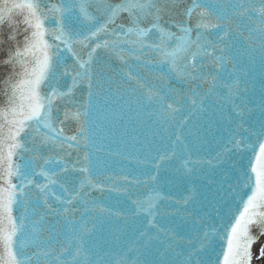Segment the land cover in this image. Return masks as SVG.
I'll list each match as a JSON object with an SVG mask.
<instances>
[{"label":"snow or ice","instance_id":"snow-or-ice-1","mask_svg":"<svg viewBox=\"0 0 264 264\" xmlns=\"http://www.w3.org/2000/svg\"><path fill=\"white\" fill-rule=\"evenodd\" d=\"M5 24L0 264H249L264 225V0H0ZM157 66L160 84L136 70ZM130 147L139 173L109 174L99 154ZM194 174L207 193L189 211ZM105 219L122 225L110 241Z\"/></svg>","mask_w":264,"mask_h":264},{"label":"water","instance_id":"water-1","mask_svg":"<svg viewBox=\"0 0 264 264\" xmlns=\"http://www.w3.org/2000/svg\"><path fill=\"white\" fill-rule=\"evenodd\" d=\"M113 3H118L119 0H112ZM190 2V0H188ZM214 2L217 3H227L228 0H214ZM185 7V4H180L179 7L176 9L177 13H179L183 8ZM122 19H126V14H122ZM176 20L183 19V16L181 15H176L174 17ZM168 17H165V20H167ZM120 21H118L119 23ZM145 26H147V22L145 23ZM175 31V29H173ZM11 32L10 27L5 24L3 26H0V104H3L4 102V96H3V81L7 75H9L12 71L11 65H6L3 63V61L6 59L8 56L9 51L14 49L16 41L10 40L9 39V34ZM195 36V33H193V37ZM22 37L20 35L17 36V41L20 40ZM101 56H104L103 52H100ZM71 63V61H68ZM112 66L115 68H119L120 65L116 63L115 61L112 62ZM144 78L152 84H160L161 81L158 79H155V76L162 71V69L157 66L156 68L151 70V73L149 72L148 69H141L137 67L136 69ZM166 70V69H164ZM259 71V61H257V72ZM63 83V82H62ZM165 85H167L169 82L165 81ZM171 84L173 86L179 87L177 82L175 80L171 81ZM206 87V86H205ZM47 90V89H45ZM197 124V120L194 118L192 123L189 125V127H192L193 125ZM77 127V124L75 121H68L65 125L66 129V134H72L74 133L75 129ZM160 147V144L157 142L153 145V148ZM116 150V146H113V151ZM129 152H132V157L130 159H123L122 157L119 156H107L106 153H100V159L102 162H105L106 164L110 165L108 169V173L113 175L114 177H122L128 173H133V174H138L139 169L138 166L135 162V151L131 149V147L128 149ZM141 155H143V152H141ZM203 155V153H201ZM73 156H75V153H73ZM20 163H23V161H19ZM173 164H176V161L172 162ZM165 175H168L165 173ZM142 178V177H141ZM15 182V180L13 181ZM122 184V181H121ZM121 184H117V187H120ZM186 187L191 190V193L193 197L195 198L193 202H190L186 207L189 211H191L193 208H201L205 201V195L207 193V181L203 176H198V175H193L189 181L187 182ZM168 191L173 192L177 198H179L181 195L186 194L185 193V185L181 181H177L176 184L169 188ZM92 197L98 198V203L102 204L104 207H113L116 208L119 205H125V195L119 192H107L105 190L103 196L100 192L93 190L91 193ZM181 209L185 208V205L181 204L180 205ZM23 211V208H18L15 210L14 214L19 215ZM206 211L212 212V216L214 217L216 215L215 211L213 209H207ZM176 225H180L183 223V220L179 216H173L172 218ZM218 222V221H217ZM121 224H117L114 220H108L105 219L103 228L96 233V236L102 237L105 241H110L112 239V235L114 231H120L121 229ZM262 229H264V225H257L253 224L250 226V234L255 238L257 233L263 232ZM131 237V232H129L127 235L122 237V240L125 242L127 239ZM219 240L217 239L215 242V246L219 247ZM262 255L260 254L256 261L259 264L261 261Z\"/></svg>","mask_w":264,"mask_h":264},{"label":"rangeland","instance_id":"rangeland-1","mask_svg":"<svg viewBox=\"0 0 264 264\" xmlns=\"http://www.w3.org/2000/svg\"><path fill=\"white\" fill-rule=\"evenodd\" d=\"M257 241V240H256ZM264 247V234L258 239V241L252 246L253 250V264H256V257L261 254V248ZM260 264H264V255L261 257Z\"/></svg>","mask_w":264,"mask_h":264},{"label":"bare ground","instance_id":"bare-ground-1","mask_svg":"<svg viewBox=\"0 0 264 264\" xmlns=\"http://www.w3.org/2000/svg\"><path fill=\"white\" fill-rule=\"evenodd\" d=\"M263 234H264V231L263 232H260V233H257L256 236H255V239L253 240V242L251 243V245L252 244H255L258 241V239L261 237V235H263Z\"/></svg>","mask_w":264,"mask_h":264}]
</instances>
